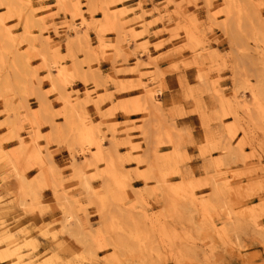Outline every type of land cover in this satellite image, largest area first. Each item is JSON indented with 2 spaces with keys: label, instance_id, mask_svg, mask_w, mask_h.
<instances>
[{
  "label": "rangeland",
  "instance_id": "obj_1",
  "mask_svg": "<svg viewBox=\"0 0 264 264\" xmlns=\"http://www.w3.org/2000/svg\"><path fill=\"white\" fill-rule=\"evenodd\" d=\"M5 1L0 264H264V0Z\"/></svg>",
  "mask_w": 264,
  "mask_h": 264
},
{
  "label": "crops",
  "instance_id": "obj_2",
  "mask_svg": "<svg viewBox=\"0 0 264 264\" xmlns=\"http://www.w3.org/2000/svg\"><path fill=\"white\" fill-rule=\"evenodd\" d=\"M167 79V78H166ZM67 98V97H66ZM168 99V98H167ZM72 112H73V110L72 109H70ZM190 118V116L188 115V116H184V117H181V120H183V119H189ZM23 141V140H22ZM24 142V141H23ZM30 150H31V152H33V147H30ZM230 154V151H226V152H224V158H225V156H227V154ZM231 155V154H230ZM229 155V156H230ZM8 162V166H9V169H10V172H11V174L16 178V182H15V185H16V188H18V195H17V197L15 198V202L19 205V204H22V202H21V200H22V197H25V195L26 194H30L32 191H33V188H32V186H31V184H30V182H28L27 180H26V177H25V175H24V170H25V163L27 162H31L32 163V159L30 158V157H26V158H24V160H23V162L21 163V166H19V170L20 171H22V174L21 175H23L24 177H25V179L23 180H21L20 178H19V176L17 175V172L16 171H14L13 169H12V166H11V164H10V161L8 160L7 161ZM11 166V167H10ZM16 172V173H15ZM41 174L43 175V177H45L46 178V174H47V172H44V171H41ZM18 176V177H17ZM24 181V182H23ZM81 189H82V192L87 196V197H91V196H93V194L91 193V192H89V191H87L86 190V188L84 187V186H81ZM34 192V191H33ZM55 193H57V191H55ZM33 197L34 198H36V193L34 192V195H33ZM37 197H39L38 195H37ZM67 199V198H66ZM67 202H69L68 201V199H67ZM69 204V203H68ZM63 207H67V208H69V209H71L75 214H76V216H77V218L82 222V220L79 218V216L77 215V213H76V211L74 210V208L73 207H71L70 205H63ZM63 209V208H62ZM65 215H64V211H63V215H62V219H61V224H62V227L63 226H65ZM83 223V222H82ZM61 227V228H62ZM73 228H74V226H73ZM76 228V227H75ZM74 231H76V229H73ZM77 230L80 232V234H83L84 236H87L86 235V233H84L83 231H84V229H83V225L80 227V228H77ZM73 231V235H69L71 238H73L74 240H76L77 241V239H76V236H77V234L75 233ZM63 233H66V234H68V232H66V231H62ZM53 234H55V236H56V239H58V241H60V242H64L65 241V239L60 235V233L58 232V231H56V228H55V231L53 232ZM88 237V236H87ZM87 237H85V238H87ZM88 239V238H87ZM89 240V239H88ZM60 244V243H59ZM58 244V245H59ZM59 246H61V245H59Z\"/></svg>",
  "mask_w": 264,
  "mask_h": 264
},
{
  "label": "bare ground",
  "instance_id": "obj_3",
  "mask_svg": "<svg viewBox=\"0 0 264 264\" xmlns=\"http://www.w3.org/2000/svg\"><path fill=\"white\" fill-rule=\"evenodd\" d=\"M6 2V4H12V2H13V0H7V1H5ZM27 22H30V20L28 21V18H27ZM28 24V23H27ZM30 24V23H29ZM28 26V25H27ZM28 28H30L29 26H28ZM25 30H29V29H25ZM61 73V72H60ZM68 100V99H67ZM86 135V134H85ZM84 135V136H85ZM91 136H93V135H90V133H87V135H86V137L84 138V142H88V143H90V144H92V145H96L97 147H98V151H97V153L94 155V158H93V160L94 161H97V160H95V159H97V158H99V155L101 154L100 152H101V147H100V143L96 140V139H94L95 137H91ZM20 152H22L23 154H27L28 153V149H26V147L24 146V145H22L21 144V151ZM93 161V162H94ZM18 162H19V160H17V159H10V164H11V166H12V169H14V171H16L17 172V175L19 176V178L22 180H24L25 179V177L23 176V175H21L22 173H21V171L19 170V166H18ZM92 162V161H91ZM91 162H89V163H91ZM88 163V162H87ZM95 163V162H94ZM10 166V167H11ZM75 169H77L78 171H77V174H81L82 173V171L81 170H79L78 168H75ZM15 172V173H16ZM17 176V177H18ZM24 182V181H23ZM85 185H86V187H88V189H90L91 187H90V185H89V183L87 182V183H85ZM177 193H179L178 191H177ZM167 194H169V189L167 190ZM178 195V194H177ZM73 212H70V211H68L67 212V215H66V219H68V221L70 220V219H72V217H73ZM8 254L9 255H13V254H16V257H15V259L14 260H12V263L11 264H23L24 263V261H25V258H24V253H23V251H21V247H20V245H18V244H15L14 246H13V248L11 249V250H9L8 251ZM7 257V255H5V256H1V258L2 259H4V258H6ZM44 264H48V263H44Z\"/></svg>",
  "mask_w": 264,
  "mask_h": 264
}]
</instances>
